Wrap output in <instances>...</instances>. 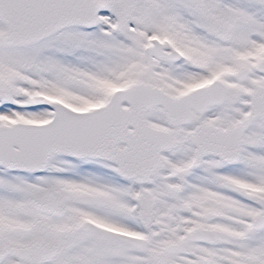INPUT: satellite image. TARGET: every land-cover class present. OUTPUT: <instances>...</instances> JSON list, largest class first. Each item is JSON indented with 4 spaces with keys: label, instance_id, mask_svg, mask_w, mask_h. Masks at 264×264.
Here are the masks:
<instances>
[{
    "label": "snow or ice",
    "instance_id": "snow-or-ice-1",
    "mask_svg": "<svg viewBox=\"0 0 264 264\" xmlns=\"http://www.w3.org/2000/svg\"><path fill=\"white\" fill-rule=\"evenodd\" d=\"M0 264H264V0H0Z\"/></svg>",
    "mask_w": 264,
    "mask_h": 264
}]
</instances>
